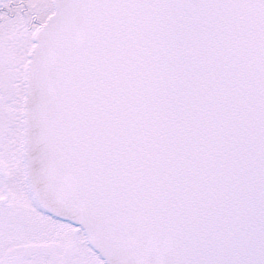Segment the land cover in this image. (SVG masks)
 I'll use <instances>...</instances> for the list:
<instances>
[{
  "label": "snow or ice",
  "instance_id": "1",
  "mask_svg": "<svg viewBox=\"0 0 264 264\" xmlns=\"http://www.w3.org/2000/svg\"><path fill=\"white\" fill-rule=\"evenodd\" d=\"M0 264H264V0H0Z\"/></svg>",
  "mask_w": 264,
  "mask_h": 264
}]
</instances>
